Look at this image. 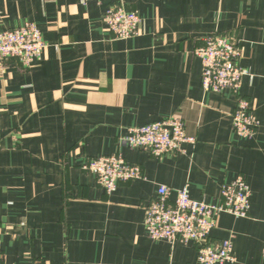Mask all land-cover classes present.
I'll list each match as a JSON object with an SVG mask.
<instances>
[{
	"label": "crops",
	"instance_id": "obj_1",
	"mask_svg": "<svg viewBox=\"0 0 264 264\" xmlns=\"http://www.w3.org/2000/svg\"><path fill=\"white\" fill-rule=\"evenodd\" d=\"M118 0H0V30L33 22L45 48L31 67L9 59L0 73V253L2 264H200L191 243L152 240L143 220L157 189L168 201L220 202L242 175L247 217L221 212L210 241L230 238L234 262L264 264V0H124L138 34L114 39L102 21ZM242 47L239 95L259 121L237 136V95L204 92L194 50L208 34ZM179 115L195 139L153 157L121 143L129 127ZM122 154L142 176L107 194L88 158Z\"/></svg>",
	"mask_w": 264,
	"mask_h": 264
},
{
	"label": "built area",
	"instance_id": "obj_2",
	"mask_svg": "<svg viewBox=\"0 0 264 264\" xmlns=\"http://www.w3.org/2000/svg\"><path fill=\"white\" fill-rule=\"evenodd\" d=\"M88 2L91 0H79ZM102 21L114 39H127L138 34L139 15L126 7L124 0L112 3L103 13ZM45 42L39 28L33 22H24L16 28L0 30V73L9 59H15L25 68L39 59ZM201 62V88L204 92L229 90L237 95L231 112L233 132L243 138H251L259 126L249 102L239 95L242 77L246 69L240 64L242 47L229 35L208 34L194 50ZM121 143L136 149H145L155 158L175 155L184 151L183 144L195 139L185 132L179 115L129 127ZM82 169L94 174L97 184L107 193L113 192L119 183L142 176L140 166L128 163L121 153L88 158ZM169 188L161 185L157 196L145 208L144 228L152 240L191 243L196 249L200 264H226L236 257L230 238L210 241L219 213L235 217H247L250 209V189L245 178L237 175L222 184L220 202L210 204L190 197L189 189L183 186L176 190L173 201H168ZM264 253V248H263ZM0 264L2 256L0 253ZM30 264H50L34 259Z\"/></svg>",
	"mask_w": 264,
	"mask_h": 264
}]
</instances>
